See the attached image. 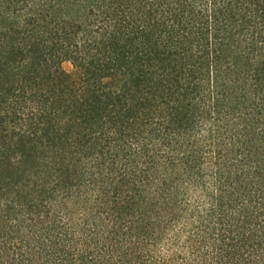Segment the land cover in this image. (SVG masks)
<instances>
[{"label":"trees","instance_id":"1","mask_svg":"<svg viewBox=\"0 0 264 264\" xmlns=\"http://www.w3.org/2000/svg\"><path fill=\"white\" fill-rule=\"evenodd\" d=\"M0 264H264V0H0Z\"/></svg>","mask_w":264,"mask_h":264},{"label":"rangeland","instance_id":"2","mask_svg":"<svg viewBox=\"0 0 264 264\" xmlns=\"http://www.w3.org/2000/svg\"><path fill=\"white\" fill-rule=\"evenodd\" d=\"M61 67L66 71V72H72L73 68L68 62H63Z\"/></svg>","mask_w":264,"mask_h":264}]
</instances>
